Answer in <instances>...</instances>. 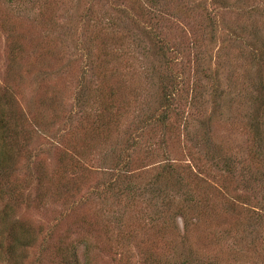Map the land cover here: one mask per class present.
<instances>
[{
  "label": "rangeland",
  "instance_id": "rangeland-1",
  "mask_svg": "<svg viewBox=\"0 0 264 264\" xmlns=\"http://www.w3.org/2000/svg\"><path fill=\"white\" fill-rule=\"evenodd\" d=\"M0 104V264H264V0H0Z\"/></svg>",
  "mask_w": 264,
  "mask_h": 264
},
{
  "label": "trees",
  "instance_id": "trees-1",
  "mask_svg": "<svg viewBox=\"0 0 264 264\" xmlns=\"http://www.w3.org/2000/svg\"><path fill=\"white\" fill-rule=\"evenodd\" d=\"M13 128H14V126L12 125V120H11L10 114L7 115V111H6L5 106L0 104V142H5V140L10 137V134H12L14 131ZM253 130L257 135V126L256 125H254ZM259 134H260V132H259ZM5 163H6L5 159H4L3 155L0 153V176H4L6 174L7 167H6ZM162 189L167 191L165 189V187H162ZM160 191H161V189H160Z\"/></svg>",
  "mask_w": 264,
  "mask_h": 264
}]
</instances>
